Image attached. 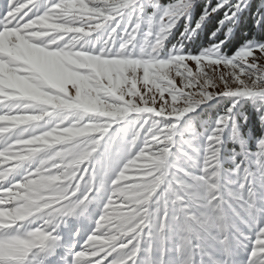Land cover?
Segmentation results:
<instances>
[{
	"label": "snow or ice",
	"instance_id": "1",
	"mask_svg": "<svg viewBox=\"0 0 264 264\" xmlns=\"http://www.w3.org/2000/svg\"><path fill=\"white\" fill-rule=\"evenodd\" d=\"M192 2L153 3V13L145 17L138 0H6L0 12V165H5L0 169V264H45L63 246L57 233L63 218L86 211L105 187L109 195L94 228L83 236L79 229L73 233L62 264H137L145 243V264H152V241L163 253L170 211L182 232L179 264H193L206 240L229 255L235 241L244 250L243 264H264V207L249 186L248 168L241 172L239 190L226 195L218 160L230 125L237 138L233 110L238 103L264 104V42L246 41L230 57L217 40L198 54L173 48L161 58L163 42L181 18H188ZM226 4L217 31L248 6L247 0H221L205 9L187 35ZM93 33L100 34L96 42L82 41ZM144 38L141 50L138 41ZM219 97L231 98V104L206 137L201 174L176 173L189 183L214 185L208 203L222 214L199 217L197 202L181 193L171 209L165 205L153 218L144 204L125 198L123 190L150 177L146 159L170 151L169 129ZM258 112L264 124V111ZM129 113L139 114L130 139H102ZM252 156L259 171L255 179L264 183V135ZM202 255L207 264H230L209 252ZM157 264H164L162 256Z\"/></svg>",
	"mask_w": 264,
	"mask_h": 264
},
{
	"label": "trees",
	"instance_id": "2",
	"mask_svg": "<svg viewBox=\"0 0 264 264\" xmlns=\"http://www.w3.org/2000/svg\"><path fill=\"white\" fill-rule=\"evenodd\" d=\"M139 4L143 6L145 17L152 14L154 9L152 4L155 3L158 6H163L169 3V0H138ZM235 0H229V3H234ZM221 3V0H193L188 18H181L176 26L170 31L167 38L163 42V47L160 49L161 53H165V50L170 52L173 48H178L184 53L198 54L203 49L208 48L217 40H222V52L225 56H232L246 41L264 42V0H247L248 6L243 12L237 14L234 17L233 22L229 23L226 27H221L217 31L218 22L222 19L228 5L220 7L216 12L211 13L200 25L199 29L195 31L190 37L187 35L186 30L190 29L195 22L199 19L201 14L206 8L210 9L216 7ZM259 19V25L254 27V21ZM123 23V22H122ZM143 29L146 30V24H142ZM230 27L231 31H228ZM227 36L225 37V33ZM182 33L184 35H182ZM215 33V35H213ZM99 33L90 34L87 39L96 42ZM140 37L138 36V39ZM231 104V98L220 97L218 101L214 103L204 104L200 107L199 112L193 113L190 117L180 124L179 129L176 131L175 139H177L176 147L174 150L177 152L175 156V171L183 169L189 157L194 154H202L206 147V137L210 130L215 126L216 118L220 115L224 109ZM258 109L264 111V104L259 100H241L237 107L233 110V118L236 123L237 138L234 139L232 135L231 125L225 130L222 138V143L219 145V175L225 182H229L231 176L241 177V172L244 167L248 168L250 179H252L251 185L254 197L258 205L264 207V183L256 180L259 177V171L257 166L253 163L252 154L256 152V142L264 135V124L259 119ZM190 123L191 127L195 130L194 134L186 130L185 125ZM117 134L120 133V129L116 130ZM114 133V132H113ZM194 136V138H193ZM190 141V145L185 141ZM197 150H199L197 152ZM185 160L182 164H178V160ZM174 164V163H173ZM241 165L240 172L236 171V165ZM111 175V172L106 175V179ZM233 181V180H232ZM226 183V184H227ZM225 188V185L223 186ZM233 191L239 190V184L235 183L232 187ZM231 189V190H232ZM102 190V191H101ZM96 194L97 207L94 214L97 218L103 207L104 202L109 195L107 187L101 188ZM169 209L173 206L168 205ZM163 207L152 205V216L158 215ZM154 230V229H152ZM150 231L147 229L146 232ZM163 235L165 237L163 244V253H161V246L155 240L152 241L151 260L152 264L163 258L166 263L174 264L179 259L180 252L177 249L182 232L175 219V216L170 211L169 222L164 229ZM147 247V243L142 245L140 257L137 264H145L146 253L143 251ZM203 252H209L212 256L219 260H224L227 257H231L234 260L241 259L240 256L245 255L243 248L235 241L231 243L230 255L227 254L222 246L217 244L214 240H206L202 245L201 252H197L193 255V264H200L201 259L207 264V256H203ZM226 256H224V254ZM244 253V254H243ZM237 254H240L237 258Z\"/></svg>",
	"mask_w": 264,
	"mask_h": 264
},
{
	"label": "clouds",
	"instance_id": "3",
	"mask_svg": "<svg viewBox=\"0 0 264 264\" xmlns=\"http://www.w3.org/2000/svg\"><path fill=\"white\" fill-rule=\"evenodd\" d=\"M151 30L152 24L149 22L148 31L151 32ZM87 37V34L81 37L84 43L90 42ZM138 43L140 44L141 50L144 49L146 47V38L141 39ZM159 123L163 127H168L164 121H160ZM185 128L194 134L195 130L191 127L190 123L186 122ZM172 129H175V125L169 129L171 134L174 135ZM152 130L154 129H150V131ZM185 143L190 145V141L188 140ZM168 157L169 152L166 151H160L148 157L145 161V166L151 169L150 177L140 184L123 190L122 195L137 203L144 204V211H147L150 202L154 207H163L169 204L174 206L179 199V194L183 193L189 199L197 202L198 207L195 214L199 217L214 219L216 216L221 215L222 213L219 207L208 203L209 194L216 191L214 185H209L207 182L203 184L200 182L194 184L187 182L184 177L177 175L176 171H174L176 165L167 162ZM189 159L191 158L189 157ZM233 192L236 191L224 189L226 195Z\"/></svg>",
	"mask_w": 264,
	"mask_h": 264
},
{
	"label": "rangeland",
	"instance_id": "4",
	"mask_svg": "<svg viewBox=\"0 0 264 264\" xmlns=\"http://www.w3.org/2000/svg\"><path fill=\"white\" fill-rule=\"evenodd\" d=\"M122 22H124V21H122ZM143 30H145V29H143ZM163 51V50H162ZM161 51V52H162ZM167 53H168V50H165V53H161V58H164L166 55H167ZM257 55H259L258 53H257ZM262 63H264V61H261ZM188 64H189V67H191L192 69H193V71L195 70V65H194V63L193 62H191V61H188L187 62ZM220 71H225L224 69H223V67H221V69H220ZM142 74V73H141ZM176 83H177V85H179V78L177 77L176 78ZM220 98V97H219ZM219 98H216V99H214V100H212V101H209L208 103H214V102H216V101H218V99ZM207 103V104H208ZM201 106H203V105H201ZM200 106V107H201ZM200 107L199 108H197L196 109V111H194V112H192V113H189V114H186L184 117H181L180 119H179V122L176 124V129H174V135H173V139H172V143H171V147H170V151H169V157H168V163H171V164H173L174 163V165H175V162L174 161H176L175 160V156H177V152L174 150V148L176 147V142H177V139H175V136H176V131L179 129V127H180V124H182L184 121H185V119L186 118H188V117H190V115L191 114H193V113H197V112H199V111H201L200 110ZM138 115L139 114H134V113H129L126 117H124L122 120H120V121H118L117 123H115V124H113L109 129H108V131L105 133V137L104 138H102V139H105V138H110V137H112V136H115L116 137V139L118 140V141H122V142H126L128 139H130V137H131V135H132V133H133V130H134V125H135V123H136V120H137V118H138ZM166 120H172V121H175L176 120V118L175 117H171V118H169V117H166L165 118ZM120 129V133L121 134H117V132H116V130H119ZM114 132V133H113ZM138 145L139 146H142V144L140 143V140L138 139ZM199 150H197V152H198ZM204 152V151H203ZM203 152H202V154H194V156H191V159H185L186 160V162H189L187 165H185L184 166V168H186V172H188V173H191V174H193V175H199V174H201V169H202V160H203ZM185 160H182V159H179L178 160V164H182ZM10 164H11V162H9V165L8 166H10ZM5 165H0V169H2L3 167H4ZM99 165H98V169H99ZM175 171V170H174ZM111 171L109 170V172L106 174V175H108L109 173H110ZM177 172V171H176ZM129 175H135L134 173H129ZM220 176V182H221V191H222V193H224V189H228V190H231L232 189V187H233V185L235 184V183H238V184H240V181H241V177H239V176H231V179L233 180H229V182L227 183V182H225V180L222 178V175L220 174L219 175ZM227 183V184H226ZM225 185V188L223 187ZM235 189H237V187H235L234 189H232L231 191H233V190H235ZM13 191H16V189L15 188H13ZM22 191V190H21ZM4 206H2V205H0V208H3ZM148 209L150 210H152V203L150 202L149 203V205H148ZM6 210V209H5ZM80 225V224H79ZM79 225H78V227H79ZM59 234V233H58ZM244 254V253H243ZM239 255L240 254H237V258L239 257ZM180 256H181V254H180ZM180 256H179V259H180ZM241 257V259H243L244 257H245V255H243V256H240ZM178 259V260H179ZM232 259V258H231ZM48 264V263H47ZM52 264H62V261L61 260H59V261H57V262H55V263H52Z\"/></svg>",
	"mask_w": 264,
	"mask_h": 264
}]
</instances>
